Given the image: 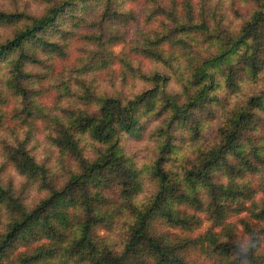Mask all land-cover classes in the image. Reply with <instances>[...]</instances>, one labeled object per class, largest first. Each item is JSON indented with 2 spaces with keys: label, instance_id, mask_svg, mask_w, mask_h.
Here are the masks:
<instances>
[{
  "label": "trees",
  "instance_id": "trees-1",
  "mask_svg": "<svg viewBox=\"0 0 264 264\" xmlns=\"http://www.w3.org/2000/svg\"><path fill=\"white\" fill-rule=\"evenodd\" d=\"M0 264H264V0H0Z\"/></svg>",
  "mask_w": 264,
  "mask_h": 264
}]
</instances>
